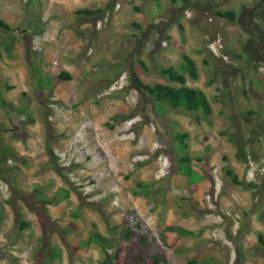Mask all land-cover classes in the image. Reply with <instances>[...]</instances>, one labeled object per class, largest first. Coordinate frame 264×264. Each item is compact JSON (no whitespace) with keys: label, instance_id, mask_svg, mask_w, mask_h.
Segmentation results:
<instances>
[{"label":"rangeland","instance_id":"1","mask_svg":"<svg viewBox=\"0 0 264 264\" xmlns=\"http://www.w3.org/2000/svg\"><path fill=\"white\" fill-rule=\"evenodd\" d=\"M0 19V264H264V0H0ZM185 55L198 121L135 81L179 87L162 72ZM114 227L117 257L81 245Z\"/></svg>","mask_w":264,"mask_h":264},{"label":"trees","instance_id":"2","mask_svg":"<svg viewBox=\"0 0 264 264\" xmlns=\"http://www.w3.org/2000/svg\"><path fill=\"white\" fill-rule=\"evenodd\" d=\"M101 11V9L95 11L82 9L79 10L78 13L91 17L99 14ZM215 15L220 19H225L232 23H234L236 20V13L234 11H217ZM0 28L5 31L12 30L11 27L1 19ZM179 48H181V46ZM162 73L171 82L179 84V87H173L163 83L149 85L145 84L141 79H139V77H135V81L138 88L141 91L147 93L148 95L154 97L156 102L168 104L174 109L182 110L185 114L194 117L196 121L199 120V113H202L204 116H209L212 114V107L207 95L202 90L192 88L186 85V74L193 80H196L198 78L196 64L189 56H183L182 62L178 67L166 68L165 70H163ZM58 79L61 81H70L72 79V76L69 73L63 72L58 75ZM183 138L184 136H180L178 138L181 145L183 144ZM212 141L216 146H218V141L216 140V138H212ZM184 160L188 159L184 158ZM227 174L232 178L234 184L241 185L239 177L232 170H227ZM138 187L140 189H144L143 191H145L147 188L144 183H139ZM60 191L64 192V195L61 197V200L65 199L68 195L67 192L63 189H61ZM172 230L183 235L191 234L189 231L181 228H172ZM167 231L168 230L163 231L162 236H165ZM110 233L112 234L111 239L106 238L99 233H95L88 239V241L83 242L81 245L90 246L95 244L103 249H112L111 257L115 258L119 254L121 242L130 240L131 229L128 227H123L121 229H118V227H114L110 229ZM260 240L262 241V238H260ZM139 243L141 245H146L147 240L143 236H141L139 237ZM153 261L155 264H160V261L157 257H154ZM187 264H196V262L192 260Z\"/></svg>","mask_w":264,"mask_h":264}]
</instances>
